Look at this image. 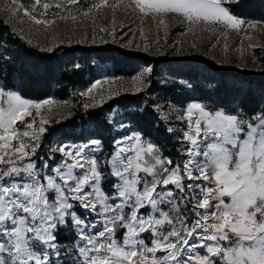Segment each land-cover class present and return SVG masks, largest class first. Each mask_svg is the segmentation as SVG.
<instances>
[{
	"label": "snow or ice",
	"instance_id": "1",
	"mask_svg": "<svg viewBox=\"0 0 264 264\" xmlns=\"http://www.w3.org/2000/svg\"><path fill=\"white\" fill-rule=\"evenodd\" d=\"M231 2L136 0L142 13H180L190 22L237 29L244 21L224 6ZM7 95L10 107L0 109V264H264V111L244 121L238 114L211 113L198 102L189 103L186 118L195 134H184L190 143L183 164L173 166L133 133L115 140L106 160L96 158L102 141L91 139L59 146L61 162L52 166L41 159L38 167L34 157L40 145L11 143L17 136L13 125L30 114L29 102ZM194 112L200 117L195 121ZM120 127L128 125L120 122ZM46 132L39 128L40 135ZM201 181L214 187L205 188ZM211 200L218 203L209 224L200 210L211 211ZM76 209H83L86 218ZM64 228L75 237L68 249L58 240ZM146 235L152 239L145 240Z\"/></svg>",
	"mask_w": 264,
	"mask_h": 264
},
{
	"label": "rangeland",
	"instance_id": "2",
	"mask_svg": "<svg viewBox=\"0 0 264 264\" xmlns=\"http://www.w3.org/2000/svg\"><path fill=\"white\" fill-rule=\"evenodd\" d=\"M44 4H48L49 7L45 9ZM226 5L224 6L227 7ZM25 10L28 14H25ZM231 14L244 21L237 29L226 27L219 22H204L202 20L190 22L180 13L160 14L148 9L142 13L137 7L136 0H80L78 4H69V0H38V2L37 0H0V16L22 39L42 50L51 51L56 47L73 45L83 47L108 45L122 50L143 53L155 59L178 58L181 61H183L182 59L192 61L193 58H197L196 61L206 59L215 65L234 70H243L249 73L264 72V22L254 17L246 18ZM37 19L42 23H36ZM161 19L164 21L163 24L160 23ZM163 62H155L153 65L150 63L140 64L133 74H117L109 62H97L95 76L87 86L78 92L77 102L80 101L82 107L99 106L121 94L142 93L143 101L150 104L166 133L176 144L174 154L171 156L163 154L162 150L134 128L129 116V113L135 110L134 108L123 109L115 106L106 113L105 118L118 132L117 139L133 133L142 135L143 146L147 147V143L151 142L163 156L173 161V166L177 163L183 164L187 158L185 144L190 142L185 141L184 134L193 132V129L189 128L185 111L189 103L198 102L211 113L222 111L225 114H238V119L244 121L264 111L258 110L249 114L239 109L232 97L234 91L231 92L232 86H238L239 83L222 79L220 74L207 69L201 63H189L182 67L184 69L193 68L200 74H205L206 77L202 84H205L206 87L219 82L228 84L229 88L226 89V92H229L230 102L226 107H220L209 101L202 103L197 99L188 100L195 98L198 94L192 92V95L185 96L184 92L192 90V87L183 79L177 78L176 73L164 66ZM147 69H151V72L146 71ZM93 85L96 86L93 87ZM248 87L243 84V91L245 92ZM172 89L173 93L167 92ZM8 93L18 95L22 100L29 102L30 106L27 110L30 114L23 121H17L13 125L17 136L11 143L13 146H18L21 142L40 145L36 157H34L38 161V167L41 159L52 166L59 164L62 159L57 152L59 146L79 145L91 140L83 142L55 140L42 146L43 135L39 134V128L44 126L47 129L54 121L59 122L68 117L77 107V102L71 98L57 99L52 96L41 100H29L21 97L15 91L4 90V93L0 95V109L5 112L11 103ZM45 100H51L52 103L44 104ZM37 103L41 104L39 110L34 106ZM197 118H200L199 113L194 112L192 120L195 121ZM42 121L47 123L42 125ZM120 122L127 124L128 128L122 129ZM28 124H32L33 128L29 129ZM201 127L203 128L202 119ZM169 128L171 131L168 130ZM25 131L29 132L28 137L22 135ZM32 134H36L40 138L33 140ZM193 134L195 133L193 132ZM240 138L243 139L244 136L241 135ZM200 183L205 188L214 187L211 182L201 181ZM103 187L107 191L110 188V183L106 181ZM210 202L212 204L211 211L200 210L201 214H206L209 217V224L214 222L211 219V212L215 211V204L218 201L211 200ZM224 202L230 203V198L224 197ZM190 209L191 205H189V211ZM165 210L167 209L165 208ZM76 211L82 218H86L83 209H76ZM195 219L196 216L193 215L189 224ZM96 230L101 229L98 227ZM144 239L150 241L152 237L146 235ZM73 243H75V237L70 245L72 246ZM62 247L66 248V245ZM201 254H203L202 251ZM161 255L163 253H157V256Z\"/></svg>",
	"mask_w": 264,
	"mask_h": 264
},
{
	"label": "trees",
	"instance_id": "3",
	"mask_svg": "<svg viewBox=\"0 0 264 264\" xmlns=\"http://www.w3.org/2000/svg\"><path fill=\"white\" fill-rule=\"evenodd\" d=\"M226 4L229 11L237 16L254 17L264 22V0H232L231 3ZM182 60L155 59L143 53L108 45L60 46L46 51L22 39L0 16V86L4 90L17 92L25 99L41 100L52 96L57 99L71 98L77 102L78 92L95 76L97 62H109L117 74H133L140 64L153 65L155 62L164 61V66L192 87V90L184 92L185 96L192 95V92L198 94L188 100L197 99L202 103L209 101L220 107H226L230 102L229 92H226L229 88L228 84L219 82L206 87L202 84L205 74L202 75L193 68L182 67L189 63H201L207 69L220 74L222 79L239 83L238 86L231 88V92L234 91L232 94L234 103L239 109L249 114L264 110V72L249 73L234 70L215 65L206 59ZM243 84L249 86L245 92L242 89ZM167 92L173 93L174 90ZM142 98V93L121 94L104 104L89 107H82L79 101L68 117L59 122L54 121L47 127L41 145L55 140L83 142L97 139L102 141V150L96 153L97 160L108 158L113 152L112 145L118 138V132L111 127L105 115L118 106L123 109L134 108L135 110L129 113L134 128L162 150L163 154L171 156L176 152V144L166 133L150 104L144 102ZM64 230H60L58 240L61 246L66 245V248H70L74 236L68 230ZM121 237L122 233H118L117 239Z\"/></svg>",
	"mask_w": 264,
	"mask_h": 264
}]
</instances>
